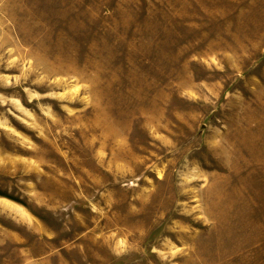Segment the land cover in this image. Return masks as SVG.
Wrapping results in <instances>:
<instances>
[{"label":"rangeland","instance_id":"374dc122","mask_svg":"<svg viewBox=\"0 0 264 264\" xmlns=\"http://www.w3.org/2000/svg\"><path fill=\"white\" fill-rule=\"evenodd\" d=\"M0 264H264V0H0Z\"/></svg>","mask_w":264,"mask_h":264},{"label":"trees","instance_id":"16d2710c","mask_svg":"<svg viewBox=\"0 0 264 264\" xmlns=\"http://www.w3.org/2000/svg\"><path fill=\"white\" fill-rule=\"evenodd\" d=\"M9 198H11V197H9ZM11 199H13V198H11ZM15 201H17V202H20V201H18V200H16V199H14ZM21 203V202H20Z\"/></svg>","mask_w":264,"mask_h":264}]
</instances>
